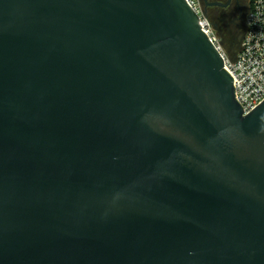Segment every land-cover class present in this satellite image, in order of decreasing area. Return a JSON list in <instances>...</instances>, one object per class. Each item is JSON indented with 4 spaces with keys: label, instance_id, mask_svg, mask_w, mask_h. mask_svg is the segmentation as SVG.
<instances>
[{
    "label": "water",
    "instance_id": "1",
    "mask_svg": "<svg viewBox=\"0 0 264 264\" xmlns=\"http://www.w3.org/2000/svg\"><path fill=\"white\" fill-rule=\"evenodd\" d=\"M197 20L0 0V264H264V98Z\"/></svg>",
    "mask_w": 264,
    "mask_h": 264
},
{
    "label": "built area",
    "instance_id": "2",
    "mask_svg": "<svg viewBox=\"0 0 264 264\" xmlns=\"http://www.w3.org/2000/svg\"><path fill=\"white\" fill-rule=\"evenodd\" d=\"M198 16V26L223 57V68L229 73L234 97L244 115L264 98V0H250L244 20V32L236 56L231 58L213 34L212 25L201 0H187Z\"/></svg>",
    "mask_w": 264,
    "mask_h": 264
},
{
    "label": "rangeland",
    "instance_id": "3",
    "mask_svg": "<svg viewBox=\"0 0 264 264\" xmlns=\"http://www.w3.org/2000/svg\"><path fill=\"white\" fill-rule=\"evenodd\" d=\"M203 8L209 17L214 36L219 40L225 54L231 56L232 52L238 45L240 36L244 32V22L241 23V21L233 20L235 16L232 17L231 15L229 18L228 16L223 15V12L220 11V9H208L205 4L203 5Z\"/></svg>",
    "mask_w": 264,
    "mask_h": 264
},
{
    "label": "flooded vegetation",
    "instance_id": "4",
    "mask_svg": "<svg viewBox=\"0 0 264 264\" xmlns=\"http://www.w3.org/2000/svg\"><path fill=\"white\" fill-rule=\"evenodd\" d=\"M206 8H216L223 12V15L229 18L234 17L233 20L244 22L247 12L249 11L250 0H207ZM203 5L205 0H201ZM207 9V10H208ZM211 10V9H210ZM245 25V24H244Z\"/></svg>",
    "mask_w": 264,
    "mask_h": 264
},
{
    "label": "trees",
    "instance_id": "5",
    "mask_svg": "<svg viewBox=\"0 0 264 264\" xmlns=\"http://www.w3.org/2000/svg\"><path fill=\"white\" fill-rule=\"evenodd\" d=\"M209 18V17H208ZM242 36V35H241ZM241 36H240V40L238 42V45L236 47V49L232 52V55L230 56L231 58L235 57L236 56V52L238 51L239 49V45H240V41H241Z\"/></svg>",
    "mask_w": 264,
    "mask_h": 264
}]
</instances>
